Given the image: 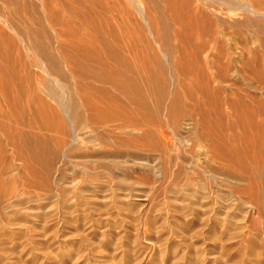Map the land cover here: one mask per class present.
<instances>
[{"label":"bare ground","instance_id":"1","mask_svg":"<svg viewBox=\"0 0 264 264\" xmlns=\"http://www.w3.org/2000/svg\"><path fill=\"white\" fill-rule=\"evenodd\" d=\"M158 2L0 0V239L3 241L34 242L38 238L33 236V241L28 235L33 230L31 222L41 219L34 220L39 224L56 210L65 224L80 219L88 221L96 196L111 202L121 213L120 199L127 203L142 197L137 201L139 208H144L149 194L157 197L167 194L172 198L166 201L167 205L179 217L174 219L175 224L167 223L176 230L180 228L179 232L184 231L177 236L184 250L194 247L193 238L196 241L206 235L209 241H216L225 236L227 242L239 241L234 243L238 246L237 253L246 259L244 264H258L264 256V101L232 82V75L237 73L251 83H264V0H162L174 30L163 24L165 15L156 11ZM156 12H161L162 18ZM233 32L241 42L231 46L226 40ZM254 40L259 43V54ZM236 67L239 70L234 72ZM155 199L154 202L159 198ZM31 202L39 208L47 202L48 206L43 211L33 210L29 209ZM108 214L106 217L111 213ZM144 215L140 225L149 231L159 217L150 219ZM134 220L129 221L133 225L138 222L134 228L139 229L140 221ZM43 227L41 230L45 231ZM52 231L48 234H59ZM139 231L141 234L142 230ZM11 235H15L13 240ZM39 235L45 238L44 232ZM148 243L152 248L158 244ZM49 244L54 246L51 241ZM201 245L204 244L198 246ZM99 248L97 245L92 250ZM53 251L50 248L45 253L53 257ZM198 254L189 255L198 257ZM2 257L5 259L6 255ZM143 258L145 255L142 261ZM236 259L233 263L240 262V258Z\"/></svg>","mask_w":264,"mask_h":264},{"label":"rangeland","instance_id":"2","mask_svg":"<svg viewBox=\"0 0 264 264\" xmlns=\"http://www.w3.org/2000/svg\"><path fill=\"white\" fill-rule=\"evenodd\" d=\"M158 1H160V2H158ZM157 4H156V6L157 5H159V6H157V7H159V8H157V10L156 11H162L163 13H161V12H156V13H161L163 16H164V19L166 20L163 24H165L166 26H167V28L168 29H173L174 30V28H173V23L171 22V19H170V16H169V13L167 12V10L164 8L163 9V7H164V4L162 3V0H157ZM163 4V5H162ZM153 15H155L157 18H158V16H157V14H155V12L154 13H152ZM160 14V16H161V18H162V15ZM159 16V17H160ZM164 19H162V20H160L161 22L164 20ZM160 22V23H161ZM159 23V22H158ZM170 27V28H169ZM170 31V30H169ZM171 32V31H170ZM234 33V32H233ZM233 33H229V35H228V40H226L227 41V44H229L230 43V45L231 46H233V45H235V44H237L238 42H241L240 40V38H239V36L237 35V34H233ZM263 37V36H262ZM231 42H230V41ZM235 41V42H234ZM254 48H256V50H258L257 52H258V54L259 53H261L260 51H261V49H260V46H259V43H258V41H256V40H254ZM237 69H233L234 70V72H235V70H239L238 69V67H236ZM239 75V76H238ZM232 79H234V80H232V82H237L238 84H240L243 88H246V89H249L253 94H255V96L256 97H259L258 99H260L261 101H262V99H263V101H264V83L261 85L260 83H255V82H253V83H251L250 81H248V80H246V79H244V78H241V76H240V74H237V73H235V74H233L232 75ZM247 82H246V81ZM249 83V84H248ZM262 95V96H261ZM6 151H10V149L9 148H6L5 149ZM7 153H10V152H7ZM43 194V193H42ZM153 195V196H152ZM155 194H149L148 195V197H147V199H148V201L150 202H148V205L146 206V207H144V208H139V201L140 200H142V197H135L136 199H132V200H135V201H132V200H130L129 202L127 201V203L125 202V199L123 200V199H120L122 202H121V204L122 205H120V207H121V210H122V212H121V210H120V212L121 213H119V211L118 210H115L116 208H113V206L114 205H112V203L111 202H109V203H107V202H104L103 200L105 199H103V197H101V198H99L98 196H96L98 199L95 201V204H93V206L95 207H93V206H91V208H93V209H91L90 210V212L88 213L89 215H91V213H92V216H90L89 217V215H88V217L90 218V219H92V217H93V219L92 220H89V218H88V223L85 221V223H84V221H82L81 219L80 220H78L77 222H73L72 224H65V222H63V220H62V217H60L59 215H56L57 214V212H58V210H56L55 211V213L53 214V213H51L52 214V216H51V214L49 213V214H47V216H46V218H50L51 217V219H53L54 217H56V218H54V220H51L50 221V219H46V218H44V220L43 221H40V223L39 224H37V222L36 221H39V220H41V219H34V220H36V221H32L31 222V229H33L32 230V232L33 231H35V232H31V230L28 232V235H29V233H30V235L29 236H32L30 239H34L35 240V237L33 238V236H36V239L37 240H33L35 243H37V245L34 243V242H31V240H24V239H22V241H23V243H21L20 244V242H22L21 241V239H19V240H17V243H16V240H13V237L15 236H12L11 237V239L10 240H13L12 242L11 241H3L2 239H0V243L1 242H5V243H1L0 244V247H2V248H0L1 250H0V252H2V253H0V264H14V263H16V264H18V261H19V263L20 264H44L45 262V264H48V262L50 263V264H58V263H60V264H65L66 262V264H71L74 260V262H73V264H75V262L77 261L75 258L77 257L78 258V256H79V254H80V256H79V258H78V261L76 262L77 264H109V263H105V262H110V264H116L117 262H119V261H123L122 262V264H137L138 262H140V259H141V262H140V264H155V263H157L158 261H163V262H158V264H174L175 262H177V263H175V264H178V261L179 260H176L177 258H179L180 259V261H179V264H221V263H225V264H228V263H230V264H237V263H242V264H244L245 262V257L243 258V256H241L240 255V253H237V251H236V249L238 248V246L236 245V244H238L237 242H239V241H228L227 242V240H226V238H224L225 236H222V237H219L218 239H219V241H218V239L216 240V241H214V240H211V241H209V238L206 236V235H203V236H200V238H198L196 241L194 240V238L191 240L192 241V245L191 246H193L194 245V247L192 248V247H189L190 249H187L186 250V248H185V250L183 249L184 248V246L183 245H181L182 243L180 242V241H178L179 240V238H177V236H180V234H182V232H184L183 230H181L180 232L178 231V230H180V228H177V230H176V228H173L171 225H173V224H175L176 223V220H179V217H178V215H177V213L175 214V212H174V210L173 209H171V207L169 206V205H167V202H168V200H172V198H170V196L168 195L167 196V194H162L160 197L162 198H160L159 196L157 197L156 195L154 196ZM167 196V197H166ZM154 197H156V199L157 198H159V199H161V200H159V199H155ZM165 199H164V198ZM133 198V197H132ZM141 198V199H140ZM166 198H169V199H166ZM101 199H103V200H101ZM144 199V198H143ZM151 199H153V200H151ZM154 199L156 200L155 202H154ZM137 200H139V201H137ZM151 200V201H150ZM165 200V201H164ZM170 200V201H171ZM103 201V205H102V202ZM162 203H161V202ZM167 201V202H166ZM169 201V202H170ZM124 202V203H123ZM136 202V203H135ZM155 204H154V203ZM48 203V202H47ZM45 204L44 206L41 204V207L39 208V207H35L36 205H34V204H32V202H31V204L29 205V206H31L29 209H36V208H39L41 211H43V208H45V207H47L48 206V204ZM96 203H99V205H96ZM101 203V204H100ZM107 205H106V204ZM134 203V204H133ZM154 204L155 205V207L152 205V204ZM162 205H161V204ZM126 204H128V205H126ZM158 204V205H157ZM161 206H160V205ZM32 205H34V206H32ZM105 205V206H104ZM165 205V206H164ZM29 206H27V208L29 207ZM108 206H109V208H108ZM131 208H130V207ZM149 206H151V207H149ZM158 206H160V207H162V210H161V208L160 207H158ZM164 206V207H163ZM169 206V208H167ZM100 207V208H99ZM122 207H124V209H122ZM108 208V209H107ZM126 208V209H125ZM131 210H130V209ZM147 208V209H146ZM149 208V209H148ZM152 208H154V209H152ZM156 208V209H155ZM163 208H165L164 210H163ZM95 209V210H94ZM99 209V210H98ZM111 209V210H110ZM133 209V210H132ZM142 209V210H141ZM160 209L161 210V212H159L158 210ZM166 209H168V211L166 210ZM53 210H55L54 208L51 210V211H53ZM93 210L96 212H93ZM102 210V211H101ZM107 210H110V211H107ZM125 211V213H124V211ZM133 211L134 213H131V212H129V211ZM147 210V211H146ZM149 210H151V211H149ZM154 212H153V211ZM157 210V212H159V214H157V212H155ZM171 210V211H170ZM172 210H173V212H172ZM92 211V212H91ZM101 212V214H99L100 212ZM110 214H108L107 212ZM113 211H114V214H112L113 213ZM117 211V213H115ZM137 211V212H136ZM140 213H139V212ZM149 211V213H147ZM164 211H165V213H164ZM129 214H128V213ZM145 212V213H144ZM169 212V213H168ZM172 212V214H170ZM104 213V214H103ZM106 213V214H105ZM136 213H139V214H146V215H148V214H152L153 216L152 217H150V215H148V217H150V219L152 218V219H154V218H158L157 219V221L156 222H158V223H156V226H154V227H152V228H154V230L153 231H155V232H153L151 229L152 228H150L149 229V231H150V234L153 232V234H155V237H154V235L153 234H151V236H150V234H148L149 233V231L147 230V229H145L144 228V226H142V225H140L141 224V222H142V219H144V217H143V214H142V216L141 215H139V214H137L136 215ZM109 215V216H107V217H110L111 218V221L112 222H110V220H109V218H107L106 217V215ZM116 214H118V215H116ZM120 214V215H119ZM122 214V215H121ZM133 214H135L136 216H138V217H136L135 215V217H132V215ZM154 214L156 215L155 217H154ZM167 214V215H166ZM173 214H175L176 216H174ZM112 215V216H111ZM146 215H144V216H146ZM158 215V216H157ZM166 215V216H165ZM170 215H172V216H170ZM59 216V217H58ZM75 216H77V215H75ZM100 216V217H99ZM115 216H116V218H115ZM119 216H120V218H119ZM125 216V217H124ZM129 216H131V218L129 217ZM169 216V217H168ZM58 217V218H57ZM99 217V218H98ZM103 217V218H102ZM122 217V218H121ZM128 217V218H127ZM161 217V218H160ZM170 217H171V219H170ZM173 217V218H172ZM59 218H61V220L59 219ZM75 218V217H74ZM99 219V223H98V219ZM101 218H102V220H101ZM106 218V219H105ZM123 218H126V219H123ZM139 218V219H138ZM163 218L165 219V218H168V219H170V220H168V219H166L165 220V222H164V224H162L163 222L161 221V219L163 220ZM103 219H104V221H103ZM113 219V220H112ZM123 219V220H122ZM133 219H135L136 221H140V223L138 224V225H140V227H138V225H137V227L139 228V229H136V227L134 228V226L138 223V222H136L135 223V225H133V223H131L130 221L131 220H133ZM174 219H176V220H174ZM50 222H49V221ZM56 220V221H55ZM109 220V221H108ZM116 220V221H115ZM118 220V221H117ZM125 220V221H124ZM129 221V223L131 224V225H129V223H128V221ZM134 220V221H135ZM156 220V219H155ZM47 221V222H46ZM76 221V220H75ZM113 221H114V223H113ZM124 221V222H123ZM127 221V223H128V225H127V223H125ZM161 221V222H160ZM174 221V222H173ZM44 222V223H43ZM46 222V223H45ZM51 222H53V224L52 225H50L51 224ZM55 222V223H54ZM102 222V223H101ZM103 222L105 223V225L106 226H104V224H103ZM116 222H117V224H116ZM120 222V223H119ZM169 224H171V225H169ZM36 223V224H35ZM49 223V224H48ZM57 223V224H56ZM95 223H97L98 224V226H96V224ZM108 223H110V224H112V225H110V224H108ZM123 225H122V224ZM41 224V225H40ZM44 224V225H43ZM47 224H48V226H47ZM59 224V225H58ZM64 224V225H63ZM91 224V225H90ZM95 224V225H94ZM101 224V225H100ZM120 224V225H119ZM158 224V225H157ZM163 225L164 226V228L166 229H164L162 226H160V225ZM166 224V225H165ZM33 225V226H32ZM50 225V226H49ZM56 225H58V226H56ZM60 225H62V226H60ZM66 225V226H65ZM69 225L71 226V227H69ZM114 225H116L117 227H115ZM126 225V226H125ZM35 226V227H34ZM39 226V227H38ZM42 226H44L43 228H44V230L46 231H43V230H41V227ZM55 226H56V228H55ZM60 226V227H59ZM65 226V227H64ZM69 228H68V227ZM72 226H76V227H72ZM97 228H96V227ZM103 226V227H102ZM110 226V227H109ZM119 226L121 227V226H123L121 229L122 230H126V229H130L129 231H123V232H121V229L119 228ZM132 228H131V227ZM159 226V227H158ZM166 226V227H165ZM169 226V227H168ZM171 226V227H170ZM37 227V228H36ZM49 227V228H48ZM66 230L65 232H64V229ZM104 227H106V228H104ZM108 227V228H107ZM117 229L116 230V232L114 231L115 229ZM159 228V229H161L163 232L161 233V235H160V231L159 230H157L156 228ZM47 228V229H46ZM53 228L56 230V232H55V230H53ZM62 228V229H61ZM71 228H72V230H71ZM125 228V229H124ZM143 228V229H142ZM35 229V230H34ZM37 229V230H36ZM59 229H61V230H63V231H61V230H59ZM67 229H69V230H67ZM77 229V230H76ZM103 229H105V230H103ZM111 229V230H110ZM114 229V230H113ZM118 229H119V231H118ZM132 229H133V231H136V233L139 231V230H142L141 231V234H139V232L137 233V234H139L138 235V239L136 240L135 238H137V236H136V233L135 232H133L132 231ZM134 229H136V230H134ZM147 230V233H145L146 231L145 230ZM170 229H171V231H170ZM177 231H175V230ZM29 230V229H28ZM27 230V231H28ZM52 232H54V233H59V234H54V235H52L53 233H51V234H48V233H50L51 231ZM113 230V231H112ZM165 230V231H164ZM20 231V230H19ZM27 231L24 233H22L23 234V236L27 233ZM39 233H38V232ZM42 231V232H41ZM72 232V234L70 235L68 232ZM89 231V232H88ZM106 233H105V232ZM108 231V232H107ZM143 231H145V232H143ZM158 231H159V233H158ZM166 231H167V233H166ZM177 233H175V232ZM186 231V230H185ZM43 232H44V237L45 238H47L48 237V239H45V238H43L42 236H40L39 234L41 233V235H43ZM63 234H62V233ZM82 232H84V233H82ZM91 232V233H90ZM98 232V233H97ZM114 232V233H113ZM120 232H121V234H120ZM142 232H143V234H142ZM169 232V233H168ZM187 232V231H186ZM205 232V231H204ZM17 233V232H16ZM45 233L47 234L46 236H45ZM65 233V234H64ZM85 233H87V237L86 238H84L85 237ZM101 233H102V235H101ZM117 233H118V235H117ZM165 233V234H164ZM170 233H171V235H170ZM172 233H174V234H172ZM60 234H62V235H60ZM67 234V235H66ZM81 234H84V235H82L81 236ZM108 234H109V236H108ZM135 236H134V235ZM146 234H148L150 237H149V239H147L148 238V235H146ZM156 234H159V235H156ZM169 234V235H168ZM27 235V234H26ZM39 235V236H38ZM58 237H57V236ZM65 235V236H64ZM73 235V236H72ZM88 235H91V236H88ZM94 235V236H93ZM105 235V236H104ZM113 235H114V237H113ZM117 235V236H116ZM123 236V238H120V237H118V236ZM144 236V237H141V236ZM145 235L147 236L146 238H145ZM174 235H176L175 237H174ZM53 236L55 237V239H53ZM70 236H72L71 238H70ZM78 236H80L79 238H77ZM96 236V237H95ZM108 236V237H107ZM125 236V237H124ZM130 236H132V238H133V240H132V238L130 237ZM153 236V237H152ZM158 236V237H157ZM166 236H170V237H168L169 238V240H168V238L166 237ZM172 236V237H171ZM69 239H71V240H69ZM76 237V238H75ZM102 238L103 240H100V238ZM105 237H107L106 239H104ZM118 237V238H117ZM129 237V238H128ZM161 237V238H160ZM205 237V238H204ZM41 238V239H40ZM57 238V239H56ZM85 240H84V239ZM94 238V239H93ZM109 238V239H108ZM114 238V239H113ZM141 238V239H140ZM157 240H156V239ZM165 240H164V239ZM172 238V240H170ZM173 238H174V240H173ZM203 239V241H202V239ZM43 239V241L41 242V240ZM45 239V240H44ZM49 239H51V240H49ZM79 239V240H78ZM82 239H83V241H82ZM91 239V240H90ZM117 239V240H116ZM120 239H122V240H120ZM130 239V240H129ZM136 241H135V240ZM144 239H146L147 241V243L145 242V240ZM161 239H162V241H161ZM166 239H167V242H168V244H167V242H166ZM178 239V240H177ZM201 239V240H200ZM206 239H208L207 241H206ZM220 239H222V240H220ZM54 240L56 241V242H54ZM118 240H120L121 241V243H120V241L119 242H117ZM142 240V241H141ZM166 242L165 244H163L164 243V241ZM194 240V241H193ZM226 240V242H227V244L224 242ZM28 241H29V243H28ZM53 242L54 243V246L53 247H50V244H49V242ZM74 242V243H71V242ZM78 241L79 242V244H78V242L76 243V242ZM100 241H102V242H100ZM104 241V242H103ZM115 241V242H114ZM127 241H129V242H131V244L130 243H128ZM137 241H138V243H137ZM155 243H154V242ZM158 241V242H157ZM162 243H161V242ZM169 241H171L170 243H169ZM174 241V242H173ZM209 241V242H208ZM214 241V242H213ZM218 241V242H217ZM7 242H9V243H7ZM10 242L12 243V244H10ZM27 242V243H26ZM31 242V243H30ZM47 242V244L45 245V243ZM82 242V243H81ZM92 242V244H89V243H91ZM97 244H96V243ZM108 242V243H107ZM117 242V243H116ZM148 242H150V243H154V245L156 244V243H158L156 246H155V248L153 247L152 248V246H148ZM177 242V243H176ZM215 242H217V243H215ZM233 242V243H232ZM236 244H235V243ZM7 243V244H6ZM16 243V244H15ZM34 245H36V246H33V244ZM41 243V244H40ZM65 243V244H64ZM85 243V244H84ZM100 243H103L102 245H99ZM120 243V244H119ZM152 243V244H153ZM178 243H179V245H178ZM181 243V244H180ZM204 244V245H201V246H198V245H200V244ZM206 243V244H205ZM219 243V244H218ZM225 244L226 246H227V249L225 248L226 246H223L222 244ZM9 244L12 246V249H11V246H9ZM14 244V245H13ZM45 245V248H46V250H48V249H54V251L52 252L53 253V257H51V256H49V258H50V260H49V258H48V256L46 255V253H45V248H44V246L43 245ZM76 244V245H75ZM96 244V245H95ZM108 244V245H107ZM124 244V246H121V245H123ZM125 244H126V247H125ZM129 244L131 245L130 246V248H129ZM132 244H134V246L132 245ZM143 244H145V245H143ZM160 244H162L161 246H160ZM171 244V245H170ZM197 244V245H196ZM2 245H4L5 247H3ZM7 245V246H6ZM18 245V246H17ZM25 245L27 246V247H29V249H27V247H25ZM41 245H42V247H41ZM49 245V246H48ZM56 245H58L57 247H56ZM59 245H61L60 246V248H59ZM79 245H81V246H83V247H85V248H83V247H80ZM89 245H91L92 246V248H94V247H96L97 245L98 246H100V248L102 249H100V250H96V251H98V252H96L95 250H94V252H93V250H92V248H91V250H90V248L89 247H87V246H89ZM120 245V246H119ZM143 247H142V246ZM153 245V246H154ZM158 245L160 246V247H158ZM174 245H175V247H174ZM178 245V246H177ZM195 245L197 246V247H195ZM116 246V247H115ZM119 246V247H118ZM166 246V247H165ZM169 246H171L170 248H171V252H170V248H169ZM221 246H223L222 248H221ZM231 246V247H230ZM233 246H234V248H233ZM7 247H9V248H7ZM14 247V248H13ZM32 247V248H31ZM34 247V248H33ZM47 247H48V249H47ZM61 247H64V248H62L64 251H62V253L60 252L61 251ZM80 249H79V248ZM113 247V248H112ZM117 248L116 249V251H114L113 249H115V248ZM122 247H123V249H122ZM126 249H125V248ZM131 247H133V250L131 249ZM135 247V248H134ZM136 247H137V249H139V251H137V249H136ZM141 247V248H140ZM162 247H164L163 249L165 250H163L162 249ZM177 247V248H176ZM178 247H180V248H178ZM182 247V248H181ZM206 247V248H205ZM3 248H5V249H3ZM22 248V250H20ZM25 248V249H24ZM76 250H75V249ZM103 248H104V250H103ZM146 248V249H145ZM148 248H150V249H148ZM205 248V249H204ZM223 248H225V251H223L224 249ZM18 249V250H17ZM36 249V250H35ZM83 249H86V250H83ZM110 249V250H109ZM112 249V250H111ZM120 249H122V250H120ZM128 249H130V250H128ZM148 249V250H147ZM155 249V250H154ZM173 249V250H172ZM176 249V253H175V255L172 253V251H174ZM178 249L180 250V251H178ZM191 249H193V251L191 250ZM200 249V250H199ZM222 249V250H221ZM26 250V251H25ZM30 250H33V251H30ZM45 250V251H44ZM60 252H58V251ZM79 250H81V251H79ZM84 252H83V251ZM88 250V251H87ZM118 250H120V252H118L117 254L116 253H114V252H117ZM127 250V251H126ZM131 250H132V252H131ZM141 250V251H140ZM143 250V251H142ZM144 250H145V252H144ZM147 250V251H146ZM162 250V251H161ZM194 250H196V251H194ZM7 253H5V252ZM24 254V252L23 251H25V254L23 255L21 252ZM28 251V252H27ZM35 251V252H34ZM56 251H57V254H56ZM67 251H68V253H67ZM75 251V252H74ZM76 251L78 252V253H76ZM103 251V252H102ZM108 251V252H107ZM113 251V253L115 254V255H113L111 252ZM131 253H130V252ZM134 251V252H133ZM156 253H155V252ZM169 251V252H168ZM183 251H184V253H183ZM188 251H189V253H188ZM199 251H202L205 255H203V253L202 252H199ZM230 251H232L231 252V255H230ZM3 252L5 253V254H3ZM11 252H13V255H11ZM17 252V253H16ZM72 252V253H71ZM80 252H83L82 254L80 253ZM89 253V256H88V253ZM90 252H92V253H90ZM139 252V253H138ZM142 252V253H141ZM155 254H154V253ZM157 252H158V254H157ZM187 252V253H186ZM220 252V253H219ZM224 252V253H223ZM227 252H229V254H226ZM235 252V253H234ZM258 253H260V251H257ZM9 253H10V256H9ZM41 253H43L42 255H41ZM63 253H64V255H63ZM96 255H95V254ZM107 254V256H106V254ZM122 253H124V255L122 254ZM127 253H130V255L128 256V254ZM133 253L135 254L136 253V255L137 256H139V257H137L136 255H133ZM145 253H147V254H145ZM153 253V254H152ZM173 255H172V254ZM193 253H194V255H193ZM199 253V254H198ZM219 253V254H218ZM4 255V257H5V255H6V257H5V259L2 257L3 255ZM14 254H17L16 256L14 255ZM19 254V255H18ZM28 254L30 255L31 254V256H29V259H28ZM57 256H56V255ZM70 254V255H69ZM75 254V255H74ZM93 254V255H92ZM110 254V255H109ZM113 256H112V255ZM118 254H119V256H118ZM121 254H122V256H121ZM139 254V255H138ZM145 255V258H143L144 260L142 261V257H144V255ZM166 254H168V255H166ZM182 254V255H181ZM183 254L184 255H186V256H183ZM189 254H192L193 256H196V254H198L197 256L200 258V260H199V258L198 257H192L191 255H189ZM201 254V255H200ZM223 254H225L224 255V258L225 259H227V261L225 260V259H223ZM237 254V255H236ZM238 254H239V256H238ZM32 255H34V256H32ZM39 255H40V257L42 258H40L39 257ZM44 255V256H43ZM52 255V254H51ZM77 255V256H76ZM99 255H101V256H99ZM132 255V256H131ZM141 255V256H140ZM151 255V256H150ZM156 255V256H155ZM158 255H160V256H158ZM162 255V256H161ZM164 255V256H163ZM170 255H171V257H170ZM181 257H180V256ZM228 255H230L228 258H226ZM7 256H9V257H7ZM11 256L13 257L12 259H11ZM15 256V257H14ZM17 256H18V258H17ZM20 256V257H19ZM27 256V257H26ZM38 257V258H36V257ZM87 256L89 257V259H87ZM91 256V257H90ZM108 256H109V260H107L108 259ZM112 256V257H111ZM115 256V257H114ZM117 256V257H116ZM125 258H124V257ZM136 256V258H137V260H136V258H134ZM152 256H154V257H152ZM179 256V257H178ZM183 256V257H182ZM187 256H189V257H187ZM205 256V257H204ZM226 256V257H225ZM34 257V258H33ZM43 257H44V259H43ZM55 257V258H54ZM57 257V258H56ZM59 257V258H58ZM63 257H65V258H67L66 260L63 258ZM75 257V258H74ZM83 257V259H81ZM120 257V258H119ZM134 258V260H132L133 258ZM148 257V258H147ZM151 257V259H149ZM158 257V258H157ZM175 259H174V258ZM238 257V258H240V262H238L237 261V263L235 262V263H233L234 261H236L237 259L236 258ZM262 257V259H264V256H261ZM20 258H22V259H20ZM24 258H27V260H25ZM51 258H53V262H51L52 261V259ZM69 258H70V260H69ZM85 258H86V260H88L87 262L85 261ZM95 258H98V259H95ZM99 258H101V260L99 259ZM113 260H112V259ZM115 258V259H114ZM123 258V259H122ZM132 258V259H131ZM168 260H167V259ZM181 258H185V260H183L182 261V259ZM186 258H189V259H186ZM195 260H194V259ZM203 258V259H202ZM233 258V259H232ZM243 258V259H242ZM7 259H10V262H11V260H12V262L13 263H10V262H8L9 260H7ZM14 259V260H13ZM15 259H16V261H15ZM19 259V260H18ZM38 259V260H37ZM41 259V260H40ZM47 259H48V262H47ZM59 259V260H58ZM61 259V260H60ZM103 259V260H102ZM120 259H122V260H120ZM127 259H129V261H127ZM138 259H139V261H138ZM145 259H149V261H146ZM155 259V260H154ZM158 259H160V260H158ZM232 259V260H231ZM236 259V260H235ZM262 259L261 260H257V259H254L258 264H261V262H264V261H262ZM25 260V261H24ZM30 260V261H29ZM34 260H36V261H34ZM73 260V261H72ZM96 260H99V261H96ZM107 260V261H106ZM112 260V261H111ZM126 260V261H125ZM131 260V261H130ZM152 262H151V261ZM174 260H176L175 262H173ZM186 260L187 261H189V263H187L186 262ZM194 260V261H193ZM197 260V261H196ZM205 262H203V261ZM226 261V262H224V261ZM239 260V259H238ZM15 261V262H14ZM44 261V262H43ZM60 261H63V262H60ZM92 262V263H89V262ZM105 261V262H104ZM132 261H134L133 263H132ZM154 261V262H153ZM157 261V262H156ZM167 261V262H166ZM196 261V262H195ZM202 261V263H200ZM219 261V262H218ZM70 262V263H69ZM80 262V263H79ZM86 262V263H85ZM95 262H98V263H95ZM112 262V263H111ZM131 262V263H130ZM136 262V263H135ZM151 262V263H150ZM181 262V263H180ZM199 262V263H198ZM255 262V263H256ZM240 263V264H241ZM118 264V263H117ZM119 264H120V262H119ZM264 264V263H263Z\"/></svg>","mask_w":264,"mask_h":264}]
</instances>
